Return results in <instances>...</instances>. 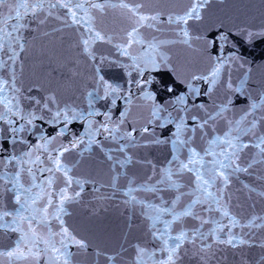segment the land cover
<instances>
[{
    "label": "snow or ice",
    "instance_id": "snow-or-ice-1",
    "mask_svg": "<svg viewBox=\"0 0 264 264\" xmlns=\"http://www.w3.org/2000/svg\"><path fill=\"white\" fill-rule=\"evenodd\" d=\"M225 3L187 0L181 11L164 12L145 11L143 2L128 0H0V230L17 236L10 249L0 250V264H74V255L87 252L89 243L65 226L63 216L65 205L95 182L74 175L81 161L70 164L67 155L84 158L94 147L112 173L110 186L116 189L124 176L123 203L140 205L146 221V238L131 245L126 264H182L185 258L212 264L221 245L264 250V239L257 242L254 233L233 232L238 226L264 230V215L242 223L231 212L229 195L241 173L264 186V171H258L264 167V50L259 64L249 51L264 43V12L258 23L255 16L209 18L213 4ZM117 7L131 23L114 42L96 28L95 13ZM54 9L66 10L55 18L70 19L78 32L85 28L87 38L80 33L72 68L49 56L48 63L33 65L36 78L25 86L29 46L19 33L29 27V17L43 25ZM206 20L193 32L190 21ZM141 29H167L175 38L147 39ZM97 42L112 45L114 53L98 55ZM177 45L194 55V62L177 63L170 51ZM105 67L119 69L125 83L107 78ZM163 146H170V157L159 164L133 151ZM134 164L147 169L139 185L121 171ZM58 181L63 186L54 190ZM243 188L255 191L247 183ZM165 190L173 192L171 200L158 195ZM139 191L157 195L159 203L138 199ZM213 212L227 224L205 218ZM53 219L58 231L52 230ZM189 220L199 223L188 227ZM210 223L216 226L205 232ZM127 251L94 255L117 264ZM242 264L249 262L242 257ZM254 264H264V254Z\"/></svg>",
    "mask_w": 264,
    "mask_h": 264
},
{
    "label": "water",
    "instance_id": "water-1",
    "mask_svg": "<svg viewBox=\"0 0 264 264\" xmlns=\"http://www.w3.org/2000/svg\"><path fill=\"white\" fill-rule=\"evenodd\" d=\"M9 3L12 0H8ZM99 2V0H96ZM129 3L143 2L145 11H181L187 5V0H128ZM110 4H118L119 0H108ZM66 10H53V16L49 17L45 24L40 25L38 20L28 18L29 27L21 29L20 35L25 37L29 50L25 59L24 70V83L25 86L30 84L36 77L33 75V65L44 60L48 63V57L54 58L55 62L65 64L68 68H72L71 61L77 58L78 49L76 44L80 39V33L85 32V28L77 31L76 26L71 25L70 19L65 23L62 19H56L57 15L63 17ZM264 12V4L262 0H226L224 5L213 4L209 11V18L215 19L216 17L225 18L226 16H240L244 19L246 16H255L256 22H259L260 14ZM4 16H7V9L3 10ZM14 15V14H13ZM82 15V13H81ZM41 19L43 16L40 17ZM11 22V21H10ZM131 21L128 19L126 11L117 8H108L103 14L95 13V26L101 30L102 33L110 35L114 38V42H119V37L124 34V31L129 28ZM192 30L195 32L197 29H203L207 25V20L204 24H196L192 21ZM147 39L156 36L158 39H174L175 36L172 32L165 29L163 32H153L151 29H141ZM48 33V35H44ZM15 34V33H14ZM87 34L85 32V37ZM98 55H110L114 53L112 45L97 42L93 45ZM264 50V43H258L255 49H250L253 57L256 58V63H261L260 55ZM171 54L179 64H186L194 62V55L187 52L182 46H174L170 49ZM45 54V55H42ZM7 59V57H4ZM83 63L81 62V70H83ZM67 75V69H62ZM107 78L115 79L117 82L124 84L125 79L122 78L123 74L116 68H104ZM42 69H37V73H42ZM259 76L260 73H257ZM77 132L82 131L80 124L75 125ZM199 143V142H198ZM136 152L137 158L147 156L153 161L159 162L170 157V146H163L160 148H153L151 150H133ZM68 162L74 163L80 160V164L74 169V175L94 181L85 185L84 192L81 198L72 203L65 205L66 215L63 216L65 226L73 231L78 238L85 239L89 243L87 252L78 253L73 256L74 264H108L104 255L96 257L95 251L99 250L106 254H115L121 251V248H126L128 251L123 254V260L118 259L117 264H126L128 257L132 254L131 245L138 242L142 243L146 238V221L140 215V205L134 209L131 206H126L123 201L127 197L123 194L126 191L127 180L124 176L118 181V187L114 189L110 186L112 173L109 171L108 164L104 155L95 147L91 153H85L84 158H81L77 153L67 155ZM128 178L135 180L136 185L144 182L147 174V169L139 164L129 165L126 170ZM264 171V167L258 169ZM188 183V177L181 181L182 186ZM249 184L250 187L255 188L254 192H249L248 189L243 188V184ZM100 185H104L100 187ZM134 185V186H136ZM63 184L58 181L54 186V190L62 187ZM75 187V186H73ZM96 187H100V191H95ZM79 190V189H76ZM190 191V188L183 189ZM264 191V186L247 174H238V179L234 178L233 183L229 189L231 196L230 209L232 214L236 215L237 219L242 223H247L253 215H264V197L259 196V193ZM71 193V189H70ZM138 199L145 202L159 203L157 195L151 192L139 191L134 193ZM163 196L164 200H171L173 192L163 191L158 194ZM6 204L12 208L11 196L6 198ZM58 198H53V203H57ZM199 211V209H197ZM206 219L220 220L222 223L227 224V220L213 212L210 215L205 214ZM198 221L189 220L188 227L194 224L198 225ZM259 223V221H257ZM131 224V227L129 225ZM215 224H207L204 226V231L207 232L210 228L215 227ZM52 230L58 231L59 225L53 219ZM158 227H163L158 224ZM237 236L242 232L254 233V239L258 242L264 239V230L262 229H241L239 226L233 229ZM223 238V236H222ZM247 238V237H246ZM17 239L14 233H5L0 230V250L10 249L15 240ZM73 253L77 250L72 247L70 249ZM264 254V250L258 247L249 248L247 246L237 249L225 248L219 246L216 254V260L212 264H242V257L247 259L249 264H254L255 260ZM182 264H196L195 260L185 258Z\"/></svg>",
    "mask_w": 264,
    "mask_h": 264
}]
</instances>
